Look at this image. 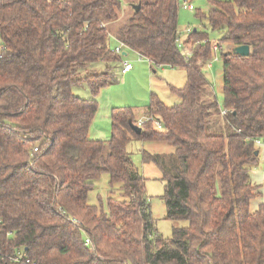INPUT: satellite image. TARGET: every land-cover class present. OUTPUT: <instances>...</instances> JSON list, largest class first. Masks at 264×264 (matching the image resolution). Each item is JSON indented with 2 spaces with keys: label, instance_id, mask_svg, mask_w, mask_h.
<instances>
[{
  "label": "trees",
  "instance_id": "16d2710c",
  "mask_svg": "<svg viewBox=\"0 0 264 264\" xmlns=\"http://www.w3.org/2000/svg\"><path fill=\"white\" fill-rule=\"evenodd\" d=\"M209 3L222 42L251 51L221 50L223 107L202 70L222 45L194 30L183 55L179 0H138L116 35L121 0H0V264H264V204L251 210L262 195L252 172L264 142V0ZM112 35L155 67L185 70L186 85L171 89L179 104L151 99L163 131L148 120L138 134L132 108H116L111 137H90L97 97L116 82L98 65L124 56ZM82 84L91 98L74 95ZM133 140L175 147L178 160L143 153L164 173L167 219L188 222L169 239L156 233ZM103 174L122 189L108 212L88 202Z\"/></svg>",
  "mask_w": 264,
  "mask_h": 264
},
{
  "label": "rangeland",
  "instance_id": "374dc122",
  "mask_svg": "<svg viewBox=\"0 0 264 264\" xmlns=\"http://www.w3.org/2000/svg\"><path fill=\"white\" fill-rule=\"evenodd\" d=\"M121 1L122 8L119 20L113 23L110 28L113 35H116L119 29L129 22L138 0ZM184 3L192 5L195 11L184 10L182 8ZM211 9L212 6L209 0H179L178 31L181 38L184 39L186 37L187 29L205 31L211 43L222 45V52L234 53L231 43L222 42L224 33L222 31H214L205 17ZM112 45L114 47L118 46L114 36ZM185 51L189 52L190 48L186 47ZM125 52L127 55L122 57L121 62L100 64L97 68L98 72H104L110 67L116 79L115 83L103 88L97 97L99 108L92 122L90 133L91 136H96L98 140L111 137L113 109L132 108L135 118L141 120L148 116L147 111L154 94L169 107L181 102L180 97L174 94L171 89H182L186 85L187 74L184 69H173L168 65L155 67L148 59L140 57L137 53L131 50H124ZM125 62L133 65V72L128 76H125L122 71ZM209 64H211V67L206 64L203 65L202 70L213 87L219 104L223 107L224 73L221 51L218 53V57L214 56ZM73 92L74 95L84 99H89L92 96L87 84L74 86ZM127 150L131 155L133 169L141 173L146 179V194L150 201L152 217L155 220L156 233L164 239H169L172 237L175 228L186 227L188 222L167 219V207L163 199L166 185L163 180L164 173L156 164L146 163L143 159V153L161 155L165 160L170 158L178 160L175 155V147L169 143L133 140L128 145ZM254 171L255 173L257 172L256 182L263 189L264 195V150H261L260 160ZM121 192V185L112 186L110 184V175L103 174L94 182V189L90 192L88 202L97 206L100 211L108 212V198L113 197L121 200Z\"/></svg>",
  "mask_w": 264,
  "mask_h": 264
},
{
  "label": "built area",
  "instance_id": "2783aa9c",
  "mask_svg": "<svg viewBox=\"0 0 264 264\" xmlns=\"http://www.w3.org/2000/svg\"><path fill=\"white\" fill-rule=\"evenodd\" d=\"M182 8L186 11H195V8L192 6V5H188L187 3H184ZM192 29H187L186 31V36L190 35L192 33ZM176 44L178 46V48L182 51L183 55L184 56H190L191 55V51L187 52L185 51L186 49V46H185V40L181 38V35L180 33H178V38L176 40ZM198 43H196L197 45ZM195 46V45H194ZM124 50H126V46L123 44V43H119L118 46H116L113 51L117 54H122L124 52ZM215 54H216V58L218 57V53L223 49H222V46L220 45H215L214 48H213ZM208 67H211V64H208ZM133 70V65L129 62H125L123 64V72L124 73H129ZM228 111L227 110H223L222 111V114L225 115ZM148 120H152L155 122V125L156 127L158 128V130L160 131H163L164 130V127L162 125V123L159 121V120H155L154 117H151V116H147L145 119H141L139 120V123H138V126L141 127L146 121ZM257 145L259 147H262L264 145V142H261V141H257L256 142ZM38 149L36 148L35 149V152H37ZM87 243H90V240L87 239Z\"/></svg>",
  "mask_w": 264,
  "mask_h": 264
},
{
  "label": "crops",
  "instance_id": "0c3cea01",
  "mask_svg": "<svg viewBox=\"0 0 264 264\" xmlns=\"http://www.w3.org/2000/svg\"><path fill=\"white\" fill-rule=\"evenodd\" d=\"M112 38H113V36H112ZM117 41V40H116ZM111 44H112V41H111ZM233 46V48H235L236 46H234V45H232L231 44V47ZM230 48V47H229ZM124 53V52H123ZM127 55V54H126ZM123 71V70H122ZM133 72V70L131 71V72H129V73H124L123 72V74L125 75V76H128V75H130L131 73ZM155 72V71H154ZM90 137L92 138V139H98L96 136H91V133H90ZM100 139V138H99ZM102 140H108V139H102ZM261 150H264V145L261 147ZM257 172L255 173V171H253L252 172V183L254 184V185H256V186H259V184L256 182L257 181ZM260 187V186H259ZM260 192H261V197H259V198H256V199H254L252 202H251V210L252 211H256V210H258L259 208H260V206H261V204H264V195H263V189H261L260 188V190H259Z\"/></svg>",
  "mask_w": 264,
  "mask_h": 264
},
{
  "label": "water",
  "instance_id": "95a60500",
  "mask_svg": "<svg viewBox=\"0 0 264 264\" xmlns=\"http://www.w3.org/2000/svg\"><path fill=\"white\" fill-rule=\"evenodd\" d=\"M134 9L136 11L140 10V5H136L134 6ZM233 52L235 55H238V56H244V57H247L250 55L251 51H250V47L248 45H242V46H237L233 49ZM126 52L123 53L124 56H126ZM134 130L140 134L142 132V128L139 127V126H136V125H132Z\"/></svg>",
  "mask_w": 264,
  "mask_h": 264
}]
</instances>
